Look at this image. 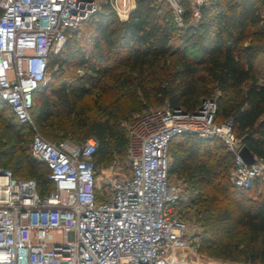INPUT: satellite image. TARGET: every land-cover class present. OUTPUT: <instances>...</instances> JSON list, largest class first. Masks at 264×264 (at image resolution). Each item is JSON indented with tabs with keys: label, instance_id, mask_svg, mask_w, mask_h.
<instances>
[{
	"label": "trees",
	"instance_id": "trees-1",
	"mask_svg": "<svg viewBox=\"0 0 264 264\" xmlns=\"http://www.w3.org/2000/svg\"><path fill=\"white\" fill-rule=\"evenodd\" d=\"M264 0H210L198 28L173 21L161 0H134L123 19L109 4L93 11L47 60L44 86L34 93L31 118L49 140H96V165L125 156L124 123L154 103L196 110L217 91L216 121L231 118L233 132L264 161ZM170 57H173L172 61ZM170 61V62H169ZM106 79V82L103 80ZM4 107L3 109H1ZM0 166L31 177L41 196L54 184L49 169L29 151L31 130L0 101ZM17 126V128H16ZM176 173L198 199L204 236L198 250L241 263H264V180L248 188L230 182L222 169L232 155L216 138L182 133L168 143Z\"/></svg>",
	"mask_w": 264,
	"mask_h": 264
},
{
	"label": "built area",
	"instance_id": "built-area-1",
	"mask_svg": "<svg viewBox=\"0 0 264 264\" xmlns=\"http://www.w3.org/2000/svg\"><path fill=\"white\" fill-rule=\"evenodd\" d=\"M181 1L167 0L179 23ZM189 1L199 16L210 0ZM94 9L93 0H0V101L30 128V154L48 167L54 184L41 196L34 179L0 166V264H179L178 253L193 252L190 239L199 228L187 214L191 199L169 175L168 143L182 133L224 145L233 157L234 186L264 180V161L253 153L252 162L244 161L233 121H216L213 98L194 111L165 103L135 114L126 128L128 173L107 175L101 183L93 137L49 141L38 132L30 110L45 82L48 56Z\"/></svg>",
	"mask_w": 264,
	"mask_h": 264
},
{
	"label": "rangeland",
	"instance_id": "rangeland-1",
	"mask_svg": "<svg viewBox=\"0 0 264 264\" xmlns=\"http://www.w3.org/2000/svg\"><path fill=\"white\" fill-rule=\"evenodd\" d=\"M93 1H94V6H95L94 11L99 10L102 7V5H104V4H109L110 7L115 11L118 18H120V19L125 18V16L129 12L131 7L134 6V0H93ZM158 1H161V0H158ZM163 1L167 2V0H163ZM181 2H182V7H183L184 11L188 12V20H187L186 25L188 27H191L192 29L196 30L198 28V25L200 24V22L203 19L202 10L200 9L199 16H194L193 12H192L193 10H192L190 1L189 0H182ZM259 12H260L261 16L264 18V6H261L259 8ZM172 17H173V13H172ZM173 21L176 22V25H178V26H180L182 24V23H179L177 20H175L174 17H173ZM172 59H173V57H170L171 61H172ZM47 80H48V76H46L45 82L42 86L45 85ZM103 82H106V79H104ZM218 94L219 93L217 91H214V92L209 93L208 95H205V98L216 99ZM165 103L166 102L164 101L162 103L151 104L145 110L160 108V107L164 106ZM3 108L4 107H2L1 109H3ZM0 112H1V115L3 117L8 116V111L3 110ZM124 126H125V128H127V123H124ZM16 128H17V126H16ZM64 139H68L71 142L77 143L76 141H74L71 138H64ZM168 160H169V167H170V165L172 163L171 151H168ZM129 163H130L129 155L126 154L125 156H115L112 158L111 161H108L107 163L98 164L96 166V174L98 177V181L101 183L102 178L107 176V175H110V174L126 175L128 173ZM229 166H230L229 160L224 159V161L222 163V169L226 170V172L228 173L230 171ZM20 178L28 179L31 177H20ZM170 179H171V181L180 185V187L183 189V195L186 197L187 200L193 199L196 202V200L198 199V196H199L197 187L191 188V185L187 182H184L183 178L179 177L176 173H171ZM187 214H188L189 218L191 219V221H194L195 224H197V226L199 228L196 230V232H198V233L196 235H194L193 237H191V239H190V244H191V248H192L193 252L178 253L179 254L178 255L179 256V259H178L179 264H233V263H241V261L224 259V258H220V257L215 256V255H211V254L199 251L198 248L200 245V241L204 236L202 227L200 225V218L203 217L204 214H201L194 207H190V210L188 211ZM199 214H201V216H199ZM51 238L54 240H58L59 236L57 234H55L54 232H52Z\"/></svg>",
	"mask_w": 264,
	"mask_h": 264
},
{
	"label": "water",
	"instance_id": "water-1",
	"mask_svg": "<svg viewBox=\"0 0 264 264\" xmlns=\"http://www.w3.org/2000/svg\"><path fill=\"white\" fill-rule=\"evenodd\" d=\"M240 156L244 159L245 162L249 163L253 161L252 152L245 145L242 146L240 150Z\"/></svg>",
	"mask_w": 264,
	"mask_h": 264
},
{
	"label": "crops",
	"instance_id": "crops-1",
	"mask_svg": "<svg viewBox=\"0 0 264 264\" xmlns=\"http://www.w3.org/2000/svg\"><path fill=\"white\" fill-rule=\"evenodd\" d=\"M132 8H133V7H131V9H132ZM131 9H130V10H131ZM130 10H129V11H130ZM127 14H128V13H127ZM126 16H127V15H126ZM126 16H125V17H126Z\"/></svg>",
	"mask_w": 264,
	"mask_h": 264
}]
</instances>
